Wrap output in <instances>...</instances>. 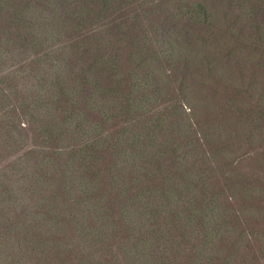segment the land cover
I'll return each instance as SVG.
<instances>
[{
	"label": "trees",
	"instance_id": "1",
	"mask_svg": "<svg viewBox=\"0 0 264 264\" xmlns=\"http://www.w3.org/2000/svg\"><path fill=\"white\" fill-rule=\"evenodd\" d=\"M114 1L0 0V44L15 48L19 43L25 52H34L30 77L59 89L67 73L76 78L81 70L69 72L53 60V54L62 56L64 44L55 37L59 50L49 52L45 41L51 28L43 24L71 28L69 39L78 38L74 46H66L69 56L74 55L82 40L73 25L92 26L94 15L107 11ZM17 19L20 26L11 27ZM179 23L189 45L176 57L173 75H181V85L203 101H192L189 107L198 128L191 129L187 139L175 135L173 143L138 135L132 145L122 134L115 155L96 129L74 142L77 146L53 153L61 161L53 174L47 173L50 166L42 168L52 153L41 151L40 165L32 170L40 185L37 200L0 215V251H8L3 264H43L50 229L55 236L54 264H229L231 258L250 254L264 258L255 243H264L259 238L260 231L264 234V190L251 188L264 177V166L252 176L239 166L250 157L244 147L247 140L242 141L247 125L257 129L249 136L264 148V0L198 3ZM9 28L17 33L36 30L39 35L31 33L28 42L12 39L4 31ZM195 28L199 30L191 32ZM80 54L85 60L87 50ZM52 68L55 72L50 73ZM212 144L216 153L211 152ZM168 150L176 159L173 154L163 158ZM187 155L196 162L182 163ZM200 155L208 163L198 162ZM259 224L262 230H257ZM231 226L238 229L229 230ZM11 230L14 237L7 238Z\"/></svg>",
	"mask_w": 264,
	"mask_h": 264
},
{
	"label": "rangeland",
	"instance_id": "2",
	"mask_svg": "<svg viewBox=\"0 0 264 264\" xmlns=\"http://www.w3.org/2000/svg\"><path fill=\"white\" fill-rule=\"evenodd\" d=\"M207 1L211 0H115L107 11L94 15L92 26V22L82 28L73 25L82 43L70 56L66 45L74 46L73 40L78 36L69 39L71 28L63 31V26L53 22L43 24L51 28L45 41L49 52L59 50L56 38H61L59 44H64L60 51L63 57L53 54V60L65 65L69 72L74 68L81 70V76L76 78L67 73L59 89L30 77L29 59L34 52H25L26 47L19 43L15 48L0 44V215H10L22 205L37 200L35 192L40 185L35 180L38 175L32 170L40 165L41 151L52 153L51 161L42 168L47 171L50 166L47 173L53 174L56 166L61 165L53 153L60 154L75 145L74 142L80 143L96 129L105 135L103 143L115 155V145L122 134L132 145L137 144L138 135L153 136V142L170 140L173 143L175 135L187 139L191 129L198 128V125L193 126L189 107L192 101L199 104L203 101L197 99L187 85H181V75L173 73L176 57L189 45L186 29L179 23L181 17L196 9L198 3L206 5ZM244 17L249 20L254 15ZM49 19L53 21L54 17L49 16ZM11 25L20 26L19 19ZM4 31L12 39L27 42L31 33L33 37L39 35L36 30L17 33L9 28ZM82 49L87 50L85 60L80 54ZM53 72L52 68L50 73ZM251 129L257 131L247 125L242 132L247 137L242 141L247 140L244 147L250 157L239 165L240 171L249 176L257 174L264 166V148L249 136ZM248 138L252 140V150L247 146ZM210 148L216 153L215 144ZM167 154H173L176 159L173 150H168L163 158ZM106 161L111 162L112 158L106 155ZM181 162L196 161L187 155ZM198 162L208 163L203 155ZM211 162L217 164V161ZM255 186L264 190V177L251 188ZM239 208L234 206V209ZM18 219L22 221L21 215ZM231 229L238 228L231 226ZM258 229L262 230L263 226L259 224ZM6 237L13 238L14 231L6 233ZM259 238H264L261 231ZM46 241L48 253L42 258L43 264H54V229L48 231ZM255 243L260 245V252H264V243ZM251 255L231 258L229 264H264V258ZM7 257L8 251L3 248L0 264Z\"/></svg>",
	"mask_w": 264,
	"mask_h": 264
}]
</instances>
